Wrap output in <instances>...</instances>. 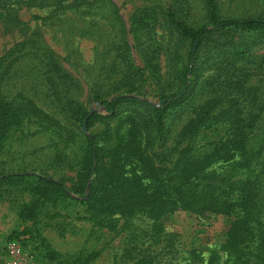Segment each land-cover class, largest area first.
<instances>
[{
	"label": "rangeland",
	"instance_id": "rangeland-1",
	"mask_svg": "<svg viewBox=\"0 0 264 264\" xmlns=\"http://www.w3.org/2000/svg\"><path fill=\"white\" fill-rule=\"evenodd\" d=\"M215 3L222 18H264V0ZM171 6L190 26L207 23L205 0H99L92 6L68 9L22 6L19 26L6 25L0 18V59L12 50L19 59L9 67L0 93L6 101H14L23 115L20 125L7 130L0 142L1 179L24 174L52 178L80 199L76 194L77 160L83 134L101 138L107 136L108 128L130 131L133 125L128 120L147 113L145 105L125 101L118 106L117 117L110 119L101 102L132 97L162 107L161 97L183 88L180 71L187 65L191 43L180 41L165 21ZM40 56L46 63L56 58L62 74L55 76V69L41 62ZM196 61L197 76H188L187 87L192 93L181 107L167 109L166 126L171 133L164 152L178 147L180 134L199 105L207 101L239 100L240 110L249 106L251 98L264 104V33H212L198 48ZM130 63L142 70L144 79L133 73ZM97 96L100 99L95 101ZM224 105L219 112H226ZM74 107L82 113L98 114L87 133L84 124L80 126L73 117ZM245 110L264 118V108ZM148 120H139L136 126L142 134L140 142L151 132ZM263 132L261 119L254 134ZM71 134L75 137L68 139ZM228 134L226 127L217 124L205 130L198 147L206 145L207 152L209 143ZM134 174L131 170L126 176ZM31 188L32 184L19 179L0 182V264L12 263L9 249L13 245L20 250L17 264H86L82 257L91 259L89 264H134L122 259L130 232L124 228V220L117 231L93 227L84 219L85 208L80 202L43 203ZM232 221L225 215L178 211L164 218L169 236L146 256L152 254L159 260L163 253L159 264H224L219 249ZM132 223L140 229V250L144 251L151 244V222L137 217ZM168 241L173 246L165 254L162 249ZM194 253L203 261H194Z\"/></svg>",
	"mask_w": 264,
	"mask_h": 264
},
{
	"label": "trees",
	"instance_id": "trees-1",
	"mask_svg": "<svg viewBox=\"0 0 264 264\" xmlns=\"http://www.w3.org/2000/svg\"><path fill=\"white\" fill-rule=\"evenodd\" d=\"M98 1L0 0V18L6 25L19 26L22 24L19 18L22 6L68 9L92 6ZM205 7L207 23L199 27L182 21L174 6L169 7L164 16L180 41L189 40L191 43L187 65L180 71L183 81L180 92L161 97L164 102L162 107L132 97L101 102L110 114V119L117 117L115 112L125 101L145 105L147 113L141 118L134 116L128 120L133 125L130 131L126 127L108 128L107 136L101 138H90L83 134L84 140L79 148L81 156L77 160L76 194L80 199L73 198L63 182L52 178L24 174L0 178V182L12 179L26 181L32 184L30 192L43 203L80 202L85 208L84 219L91 222L93 227L117 231L121 220H124V228H129L130 232L125 238L122 259L126 258L134 264H159L163 261V253L159 260L152 254H146L153 253L151 248L169 236L164 218L178 211H191L199 216L215 214L233 218L219 249L224 253V264H264V132L254 134L259 120L264 118L256 111L245 110L264 108V104L251 98L249 106L243 105L244 109L240 110L239 100L207 101L199 105L196 115L180 134L178 147L173 152L163 150L171 133L166 126L167 109L181 107L192 93L190 86L187 87L188 76H197L199 63L196 60L203 40L212 33H264V18H222L215 0H205ZM23 44L27 46L28 43ZM15 53L12 50L0 59V89L9 74V67L19 60L14 57ZM40 57L41 62L55 69V76L62 74L56 58H50V62L46 63L45 58ZM130 69L137 77L144 79L140 68L130 63ZM99 99L97 96L95 101ZM223 104L228 109L219 112ZM73 109V117L80 126L87 119L88 129L98 118L96 113H82L78 107ZM22 118L17 104L6 101L0 93V142L7 130L20 125ZM146 119L152 125L151 132L146 140L140 142L142 134L136 131V126L139 120ZM121 121L125 123V119ZM217 124L226 127L229 134L209 143L207 152H204L206 145L198 147L199 139L205 130ZM74 137L71 134L68 139ZM181 144L186 146L181 147ZM159 148H162V152H158ZM169 163V167L164 166ZM129 166L131 169L127 170ZM131 170H135V174L126 176ZM137 217L151 222L148 237L151 244L144 251L140 250V229L132 223ZM172 246V241H168L162 251L170 252ZM196 260L203 261L200 255L194 253ZM91 261L84 257L81 259L86 264Z\"/></svg>",
	"mask_w": 264,
	"mask_h": 264
},
{
	"label": "built area",
	"instance_id": "built-area-1",
	"mask_svg": "<svg viewBox=\"0 0 264 264\" xmlns=\"http://www.w3.org/2000/svg\"><path fill=\"white\" fill-rule=\"evenodd\" d=\"M9 250H10V254L14 259L11 264H17V261L15 259L19 257L20 250L15 245L11 246ZM28 264H33V263L29 262Z\"/></svg>",
	"mask_w": 264,
	"mask_h": 264
},
{
	"label": "water",
	"instance_id": "water-1",
	"mask_svg": "<svg viewBox=\"0 0 264 264\" xmlns=\"http://www.w3.org/2000/svg\"><path fill=\"white\" fill-rule=\"evenodd\" d=\"M195 49H196V45L194 46V49H193L194 52H195ZM83 131H84L85 133L88 132V129H87V119L85 120V123H84V125H83Z\"/></svg>",
	"mask_w": 264,
	"mask_h": 264
}]
</instances>
